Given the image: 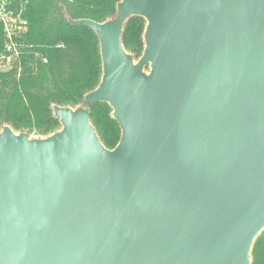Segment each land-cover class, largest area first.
<instances>
[{
    "label": "water",
    "instance_id": "water-1",
    "mask_svg": "<svg viewBox=\"0 0 264 264\" xmlns=\"http://www.w3.org/2000/svg\"><path fill=\"white\" fill-rule=\"evenodd\" d=\"M142 17L137 61L124 23ZM62 129L0 133V264H251L264 231V0H121ZM149 69V70H147ZM122 130L100 141L87 106Z\"/></svg>",
    "mask_w": 264,
    "mask_h": 264
},
{
    "label": "trees",
    "instance_id": "trees-1",
    "mask_svg": "<svg viewBox=\"0 0 264 264\" xmlns=\"http://www.w3.org/2000/svg\"><path fill=\"white\" fill-rule=\"evenodd\" d=\"M12 13L19 57L11 70L0 71V133L10 126L31 138H46L62 129L54 108L84 106V98L101 83L100 43L95 32L72 21L104 23L116 16L121 0H3ZM147 22L136 16L123 26L122 43L138 61L143 55ZM5 44L0 21V50ZM103 145L112 150L122 130L107 103L87 106ZM251 264H264V231L257 237Z\"/></svg>",
    "mask_w": 264,
    "mask_h": 264
},
{
    "label": "built area",
    "instance_id": "built-area-1",
    "mask_svg": "<svg viewBox=\"0 0 264 264\" xmlns=\"http://www.w3.org/2000/svg\"><path fill=\"white\" fill-rule=\"evenodd\" d=\"M12 13L7 8L6 1L0 0V21L4 25L5 44L0 50V71L11 70L20 53L15 36L17 35L15 21L12 20Z\"/></svg>",
    "mask_w": 264,
    "mask_h": 264
},
{
    "label": "rangeland",
    "instance_id": "rangeland-1",
    "mask_svg": "<svg viewBox=\"0 0 264 264\" xmlns=\"http://www.w3.org/2000/svg\"><path fill=\"white\" fill-rule=\"evenodd\" d=\"M147 70H149V69H147Z\"/></svg>",
    "mask_w": 264,
    "mask_h": 264
}]
</instances>
